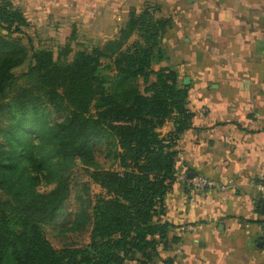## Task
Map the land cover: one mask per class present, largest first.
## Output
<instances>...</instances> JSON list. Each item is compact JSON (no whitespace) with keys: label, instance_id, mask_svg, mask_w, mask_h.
Masks as SVG:
<instances>
[{"label":"trees","instance_id":"1","mask_svg":"<svg viewBox=\"0 0 264 264\" xmlns=\"http://www.w3.org/2000/svg\"><path fill=\"white\" fill-rule=\"evenodd\" d=\"M159 10L149 2L131 8L115 37L68 61L69 43L57 57L25 43L18 34L30 22L0 0V264H154L167 248L168 224L157 217L175 179V142L193 114L178 72L152 69L164 58L161 40L172 23ZM24 64L33 80L9 97ZM47 106L59 117L49 119ZM168 121L172 128L162 132ZM104 137L116 166L88 171L102 192L81 199L91 210L76 216L90 225L89 242L55 248L42 222L70 194L73 159L93 163ZM43 180L53 188L40 191Z\"/></svg>","mask_w":264,"mask_h":264},{"label":"crops","instance_id":"2","mask_svg":"<svg viewBox=\"0 0 264 264\" xmlns=\"http://www.w3.org/2000/svg\"><path fill=\"white\" fill-rule=\"evenodd\" d=\"M11 1L30 25L94 45L115 37L128 11L146 2L172 25L182 16L178 28L198 40L200 64L183 80L192 124L174 145L175 179L157 217L168 224V243L154 264H264V200L253 182L264 174V0ZM171 128L168 121L161 130ZM181 173L228 188L188 189Z\"/></svg>","mask_w":264,"mask_h":264},{"label":"rangeland","instance_id":"3","mask_svg":"<svg viewBox=\"0 0 264 264\" xmlns=\"http://www.w3.org/2000/svg\"><path fill=\"white\" fill-rule=\"evenodd\" d=\"M157 14L161 16L159 12ZM177 17L178 22L173 24V28H171L173 25H170L169 28L171 29H167L161 40L164 49V58L154 63L152 69L155 70L160 67L173 68L178 72V75L180 73L179 80L183 82L185 77L190 75L192 69H199L198 64H200V60L197 53L198 40L193 37H189V41L185 39L188 37V32L182 28H178L182 22V16L177 15ZM195 21H197V19ZM60 33L61 34L56 35L55 31H52V29H44L37 24H33L23 29V32L18 35H20L25 43H27L28 38L31 41V45L34 47L40 46L50 49L55 57L59 55L61 47L65 45V43H69L71 52L65 57L68 61L72 59L75 51L80 49L90 51L91 48L95 46L85 38L64 41L63 37L68 31H61ZM15 75L16 77L13 83L7 89L9 97L13 96L20 87L29 85L33 80V75L29 73L27 64L18 67L15 70ZM153 79L154 75H150L149 80ZM138 81L140 86L143 87L144 83L142 78H139ZM45 113L48 114L49 119L59 117L50 106L45 108ZM106 137L107 139H111L109 135ZM105 141L106 139L104 137L96 145L93 163L85 164L84 161L79 158L73 159L72 165L69 168L70 194L59 210V214L51 220L42 222L44 234L55 248L67 246L80 247L89 242L90 225H78L76 216L79 211L84 210L85 212H89L91 210V207H87L86 202L83 203L81 199L89 198L93 201L95 195L102 192L97 184L89 180L88 171L95 167L107 169L116 166V162L112 155L109 156L112 149L114 150V147L107 146L104 143ZM53 186V182L47 183L43 180L39 184L38 189L40 191H48L53 188Z\"/></svg>","mask_w":264,"mask_h":264},{"label":"built area","instance_id":"4","mask_svg":"<svg viewBox=\"0 0 264 264\" xmlns=\"http://www.w3.org/2000/svg\"><path fill=\"white\" fill-rule=\"evenodd\" d=\"M178 179L183 182L186 188L192 189L198 192H203L208 189L226 190L228 187L224 183L217 182L205 175H193L189 177L186 173H181ZM254 186L258 193L262 195L264 200V174L253 180ZM188 228H193L188 226ZM263 236H264V220L262 221Z\"/></svg>","mask_w":264,"mask_h":264},{"label":"water","instance_id":"5","mask_svg":"<svg viewBox=\"0 0 264 264\" xmlns=\"http://www.w3.org/2000/svg\"><path fill=\"white\" fill-rule=\"evenodd\" d=\"M189 3H192L194 0H187ZM261 209L264 212V201H262Z\"/></svg>","mask_w":264,"mask_h":264}]
</instances>
